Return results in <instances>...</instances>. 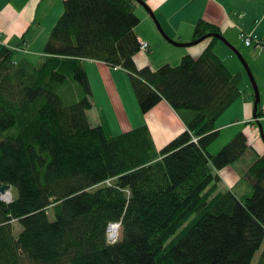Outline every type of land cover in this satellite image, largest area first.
<instances>
[{
  "label": "trees",
  "instance_id": "16d2710c",
  "mask_svg": "<svg viewBox=\"0 0 264 264\" xmlns=\"http://www.w3.org/2000/svg\"><path fill=\"white\" fill-rule=\"evenodd\" d=\"M136 4L62 0L35 63L16 58L31 27L0 49V187L11 186L0 264H264V154L243 132L208 152L241 76L214 53L215 38L177 66L137 68ZM207 34L221 35L199 20L193 41ZM85 60L126 72L142 114L165 101L186 130L157 150L145 125L118 135L92 126ZM262 116L259 103L255 123ZM249 151L236 186L222 189L219 172Z\"/></svg>",
  "mask_w": 264,
  "mask_h": 264
},
{
  "label": "crops",
  "instance_id": "0c3cea01",
  "mask_svg": "<svg viewBox=\"0 0 264 264\" xmlns=\"http://www.w3.org/2000/svg\"><path fill=\"white\" fill-rule=\"evenodd\" d=\"M45 1L0 0V49L3 47L8 49L17 48L22 36L31 27L25 37V43L19 47L16 55L34 58L41 56L51 29L47 31L40 26L36 27L38 25H35L37 16L40 12H43L44 20L51 19L55 21L59 18L62 11L59 6L62 0L53 1L51 4L52 9L45 8L43 11V6L50 4V1L46 3ZM142 1L153 12L164 33L174 42L181 44L193 42L194 27L201 20L216 26L228 43L239 44V46L246 50L247 57L251 61L257 76L256 78L253 73L254 71L245 59L258 88L263 111V116L259 120V123L263 127L262 133L264 135V54L257 53L254 47L244 46L239 37V34L243 32L259 40L263 38L264 0ZM135 12L140 19V23L135 28V33L139 41L148 44L146 52H139L135 56V64L139 69L148 66L155 71L164 65L176 66L185 55L197 58L209 44V39H207L188 48L174 47L162 38L149 15L138 4H136ZM83 65L92 89L93 103L96 98L97 100L100 99L113 116V120L108 121L105 108H100L99 104H97L99 106V113L92 115L95 120V126L104 121L107 123L109 130L113 126L119 130L118 132L110 131L112 135H117L145 125L157 150L165 147L186 130L180 118L165 101H160L152 110L146 114H142L131 92L129 93L130 99H132L130 105L133 120L130 119L126 103L124 104L121 100L118 93V83H116L118 80H121L123 75L126 77L127 73L90 60H85ZM237 74L241 76L242 80V75L240 73ZM115 76L117 77L113 78ZM125 79H128V75ZM127 83H129V80ZM249 89L248 86H244V89L241 90L243 93L240 98L215 124L220 136H223L225 140H231L238 132H243L247 137L251 136L255 138L257 123L252 118L254 101ZM99 92L101 96L98 95ZM108 102L111 105V109ZM256 152L258 155L264 154V147L259 142ZM245 169L240 171L236 164H234L220 171L221 188L230 189L236 186V182L241 178Z\"/></svg>",
  "mask_w": 264,
  "mask_h": 264
},
{
  "label": "rangeland",
  "instance_id": "374dc122",
  "mask_svg": "<svg viewBox=\"0 0 264 264\" xmlns=\"http://www.w3.org/2000/svg\"><path fill=\"white\" fill-rule=\"evenodd\" d=\"M48 1H50V4L47 5V6H43V8H42L43 11H44L45 8H51L52 9L51 4H52L53 1H56V0H46L45 3L48 2ZM59 6L62 9V3L61 2L59 4ZM61 14H62V11H61ZM37 17L38 18H37V20L35 22V25L36 24H38V25H36V27H39L40 26V27H42L43 29H45L47 31H49L50 29H52V27L54 26V24L58 20V18L55 21L54 20H51V19L44 20V18H43L44 17L43 16V12L42 13L40 12V14ZM189 43H191V42H189ZM231 45L242 55V57L244 58V60L245 59L247 60L248 64L250 65V67L254 71L253 73H254L255 77L257 78V76L255 74L256 72H255V70H254V68H253V66L251 64V61L249 60V58L247 57V54L245 52L246 50H244L243 47L239 46V44H231ZM213 51L222 60V62L224 63V65L233 74L240 73L242 75V80H241L240 85H239L241 90L244 89V86H248V87L250 86L248 77H247L246 72L244 71L241 63L238 61V59L236 58V56L226 46H224L221 42H216L215 43V46L213 48ZM21 57L25 58L26 60H28L31 63H35L38 60L37 57L34 58V57H30V56L16 55V58H21ZM121 74H122V72H121ZM123 74H125V73H123ZM116 77L117 76H115L113 78H116ZM125 78H127V75H126V77H124V75H123V77H121V80H118L116 83H118V88H119L118 93H119V96L121 97V100L124 102V104L126 103L129 118L133 120V116L131 114V105H130V103H132V99H130V93L129 92H131L132 96H134V94H133V92L131 90L130 84L127 83L129 79H125ZM249 92H250V94L253 93L252 89H249ZM98 95L101 96L100 92H99ZM96 97H97V94H96ZM97 104H99L100 108H105V110L107 112L106 113V116L108 117V121L113 120V116L109 112V110L106 108L105 104L102 103L100 101V99L97 100V98H96L94 100V103H93V106H92V109H91L92 112H90L91 110L87 112V116H88V119H89L90 124L92 126H95L96 125L95 124V120L92 117V115H95V114L99 113V111H98L99 110V106ZM108 105H109V108L111 109V105L109 104V102H108ZM113 112H114V109H113ZM260 126H261V124H260ZM262 130H263V127H262ZM110 131H112V132L113 131L118 132L119 130H117L115 128V126H113ZM258 131L259 130H258V127H257L256 134H255V138H253L251 136L247 137V145L250 148H253L255 151L257 150V144H258V142H259L260 145H262L264 147V144H263V142H262V140L260 138V135H259V132ZM229 141L228 140H225L223 136H219L218 140L213 145H211V147L208 149V152L210 154H212V155L215 154V153H217ZM251 154H252V151H249L246 154L245 161L243 160V161H240V162L236 163V166H237V168L240 171L246 167V163H248V164L250 163ZM9 199L11 200V194H9ZM0 200H1V197H0ZM110 225H109V227H110ZM19 230H20V228H18V232H19ZM112 230H116L117 233L119 232V229H118V227H117L116 224H112V226L110 227V231H112ZM255 260H256V257L252 261V264H255Z\"/></svg>",
  "mask_w": 264,
  "mask_h": 264
},
{
  "label": "water",
  "instance_id": "95a60500",
  "mask_svg": "<svg viewBox=\"0 0 264 264\" xmlns=\"http://www.w3.org/2000/svg\"><path fill=\"white\" fill-rule=\"evenodd\" d=\"M135 2L146 11V13L149 15V17L153 21V23H154L157 31L162 36V38L166 42H168L170 45H172L174 47H177V48H188V47L197 45V44H199V43H201L204 40H207L209 38H215L219 42H221L224 46H226L236 56V58L238 59V61L241 63V65H242V67H243V69L246 72V75L248 77L250 86H251V88L253 90V96H254L252 118L255 121V119H256L257 106L260 103L259 92H258V88H257L256 82L254 80V77H253V75L251 73V70H250L247 62L244 60V58L242 57V55L230 43H228L226 41V39H224V37L222 35H220V34H207V35H204L201 38H199V39H197V40H195V41H193L191 43H187V44H181V43L174 42L173 40H171L164 33V31L162 30L161 26L159 25L158 21L156 20L154 14L150 10V8L142 0H135ZM257 127H258V130H259L260 138H261V140H262V142L264 144V135L262 133V129H261V126H260V123L259 122H257ZM10 189H11V186H9V185L1 186L0 187V197L2 195H4L5 193H9L10 192Z\"/></svg>",
  "mask_w": 264,
  "mask_h": 264
},
{
  "label": "built area",
  "instance_id": "2783aa9c",
  "mask_svg": "<svg viewBox=\"0 0 264 264\" xmlns=\"http://www.w3.org/2000/svg\"><path fill=\"white\" fill-rule=\"evenodd\" d=\"M239 37H240L241 41L243 42L244 46L254 47L255 51L257 53L264 54V43L261 40H259L258 38L252 37L251 35L245 34L243 32H241L239 34ZM140 49H141V52H146L148 49V44L140 41ZM2 201H4V200H2ZM10 201L11 200H9V201L5 200L4 202L9 203ZM111 226H112V224L110 225V227ZM110 227L108 226V229H107V238H108L109 243H114L118 239L119 232L117 233L116 230L110 231ZM117 227L119 229L118 225H117Z\"/></svg>",
  "mask_w": 264,
  "mask_h": 264
},
{
  "label": "bare ground",
  "instance_id": "6f19581e",
  "mask_svg": "<svg viewBox=\"0 0 264 264\" xmlns=\"http://www.w3.org/2000/svg\"><path fill=\"white\" fill-rule=\"evenodd\" d=\"M1 199L4 200V201H5V200H6V201H9V200H10V199H9V193H5L4 195H2V196H1Z\"/></svg>",
  "mask_w": 264,
  "mask_h": 264
}]
</instances>
